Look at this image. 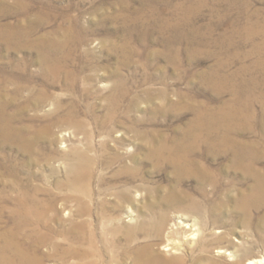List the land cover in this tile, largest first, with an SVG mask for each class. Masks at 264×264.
Here are the masks:
<instances>
[{"label":"rangeland","instance_id":"rangeland-1","mask_svg":"<svg viewBox=\"0 0 264 264\" xmlns=\"http://www.w3.org/2000/svg\"><path fill=\"white\" fill-rule=\"evenodd\" d=\"M258 180L264 0H0V264H264Z\"/></svg>","mask_w":264,"mask_h":264},{"label":"bare ground","instance_id":"bare-ground-1","mask_svg":"<svg viewBox=\"0 0 264 264\" xmlns=\"http://www.w3.org/2000/svg\"><path fill=\"white\" fill-rule=\"evenodd\" d=\"M248 32H250V33H257V30H255V29H253L252 30V28H249V30H248ZM221 67H222V65H218L217 66V68L216 69H213V73H215V74H217V75H219V71H220V69H221ZM229 79V75L228 74H226V75H224V76H222V80H228ZM219 77H218V79H217V81H215V85H216V87L220 90V92H222L224 89H223V86H224V82H226V81H222ZM227 103H223V104H221L220 105V108H222V109H220V111H217V112H215V113H212V116L209 118L211 121H217V120H219V117L217 116V115H220V114H222V112H224L225 113V111H226V113L228 112L227 111V108H228V110L231 108L230 107V105L228 106H225ZM231 104H233V103H231ZM216 114V115H215ZM221 118V117H220ZM201 120V119H200ZM200 122V121H199ZM213 122H211V123H213ZM5 128V127H4ZM175 162V165H176V169H182V165L184 164L183 163V161H174ZM188 162V161H187ZM237 162V161H236ZM239 162V161H238ZM240 162H242V161H240ZM245 167H246V165H245ZM90 169V168H89ZM87 171V170H86ZM84 172V171H83ZM82 172V173H83ZM81 173V172H80ZM76 180V179H75ZM217 181V180H216ZM259 181V180H258ZM216 183V182H215ZM263 185H262V182H258L257 184H256V186L253 188V190L251 191V193H250V197H251V200L253 199H257V197H259V196H264L263 195V193H264V191H263ZM23 198V197H22ZM20 199V198H19ZM243 199V198H242ZM241 199V200H242ZM246 200V199H245ZM247 202V201H246ZM20 203V202H19ZM242 203V202H241ZM34 205H37L36 204V202H34L33 203ZM260 204V203H259ZM26 205V204H25ZM34 205H31L30 207H29V209L30 210H27V212H29V213H31V212H34L35 210V207H34ZM18 209V208H17ZM195 210V209H194ZM27 212H25V213H27ZM197 213H198V211H197ZM36 215V214H35ZM166 215V214H165ZM164 217V216H163ZM35 218V217H34ZM166 219V218H165ZM163 221V220H162ZM166 221V220H165ZM156 223V222H155ZM119 224V223H118ZM184 226L186 227V228H188V229H186V228H183V231H184V233H185V236H187V237H190V238H192V237H195L198 233L197 232H195L197 229H196V225H194V222L193 223H190V224H188V223H186V224H184ZM192 226H195V228L194 229H191L192 228ZM125 227V226H124ZM128 227V226H127ZM131 227V226H130ZM163 228H164V223L163 222H161L160 224H159V230L161 231V230H163ZM111 229V228H110ZM115 229V228H114ZM129 229V228H128ZM181 229V228H180ZM118 230V229H117ZM158 230V231H159ZM175 230V229H174ZM174 230L172 231V229L170 230V231H168V233H169V235H168V240H167V242H166V244L164 245L165 247H167V250H170V251H172V252H178V251H180V250H182V244L181 243H179L178 241H176L175 239H172L171 237H172V233H174ZM178 230H179V228H178ZM216 230V229H215ZM108 232V231H107ZM114 232V231H113ZM112 232V233H113ZM217 232H220L219 230L217 231ZM129 233V232H128ZM176 233V232H175ZM219 234V233H218ZM113 235V234H112ZM111 235V236H112ZM199 235V234H198ZM198 237V236H197ZM220 237V236H219ZM95 238V237H94ZM209 239V238H208ZM211 242V241H210ZM15 244V243H14ZM12 245V244H11ZM117 245V244H116ZM209 245V243L208 242H206L205 240H204V242H203V244L200 246V249L203 251V253L201 252V256L200 257H202L205 261H207V263H209V264H217V261L216 260H214V258H212L207 252L210 250V248H212V247H210V246H208ZM114 246V245H113ZM210 247V248H209ZM112 248V247H111ZM143 249H146V248H138V250H137V256H138V259H139V262H134L135 264H143V263H145V264H149V262H153V261H157V263H159V264H185V258H184V256H181V255H171V256H169V257H167V258H165V257H162V256H160V255H158V254H156V253H154V254H152V255H150L147 259H143V252H144V250ZM143 250V251H142ZM166 250V249H165ZM151 252H152V249H151ZM225 251L224 250H222L221 248H219V249H217V253L218 254H222V253H224ZM204 253H206V254H204ZM0 254H1V252H0ZM6 254V253H5ZM212 255V254H211ZM234 255V254H233ZM20 256V255H19ZM116 256V255H115ZM21 258V257H20ZM24 259H25V257H24ZM87 259V258H86ZM18 260H22V259H18ZM3 264H13V263H15V260L12 258V257H8V258H5V260L3 259ZM237 262H239V260H238V257L236 258V261H234L233 262V264H237ZM258 261H254V263L256 264ZM263 262V261H262ZM99 263V262H98ZM206 263V262H205ZM261 263V262H260Z\"/></svg>","mask_w":264,"mask_h":264}]
</instances>
